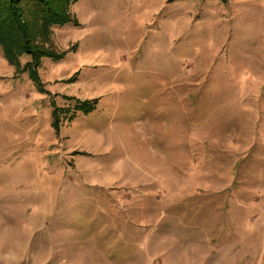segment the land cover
I'll return each instance as SVG.
<instances>
[{
	"label": "rangeland",
	"instance_id": "1",
	"mask_svg": "<svg viewBox=\"0 0 264 264\" xmlns=\"http://www.w3.org/2000/svg\"><path fill=\"white\" fill-rule=\"evenodd\" d=\"M6 7L46 27L0 0L10 29ZM69 11L38 56L12 63L0 47L10 264H264V0Z\"/></svg>",
	"mask_w": 264,
	"mask_h": 264
},
{
	"label": "trees",
	"instance_id": "2",
	"mask_svg": "<svg viewBox=\"0 0 264 264\" xmlns=\"http://www.w3.org/2000/svg\"><path fill=\"white\" fill-rule=\"evenodd\" d=\"M25 1L26 4H31L34 6V9H31L29 13L35 16L38 22L41 23L40 25L44 24L46 27L41 32L38 31L37 33H32L27 29V26L30 29V19L27 22L25 19L22 18L23 15H20L19 11L17 9L15 10V8H5L6 10H9L10 13H13V17L18 20L17 23L12 20V25H14L16 29H10L7 23L4 24L3 21H0V47L3 49L4 55L6 56L7 60L12 63H16L19 59V56L22 55L24 51L29 54H35L36 56H38V54L41 53L42 50L39 51L36 49L35 51L33 46L39 43L40 37L44 36V40H48L49 45H51L52 35L54 34V28L62 26L69 22L76 23V19L74 21V18H72L69 11L70 3L73 0H57L60 1L59 3L62 5V8L60 6L61 9L59 11H54L50 7V5L44 3V0ZM37 1L40 3H38ZM38 12H41V14H44L45 16L37 15ZM7 27L8 29H6ZM34 31H36V29ZM24 43H26V45ZM45 46L47 45H44V48ZM42 54L44 55V53ZM50 55L55 56L53 51H51ZM63 56L64 55H61L59 58ZM78 106L80 107V109H82L83 106H88V101H83L81 105L78 104ZM85 110L89 112L91 109L85 108Z\"/></svg>",
	"mask_w": 264,
	"mask_h": 264
},
{
	"label": "crops",
	"instance_id": "3",
	"mask_svg": "<svg viewBox=\"0 0 264 264\" xmlns=\"http://www.w3.org/2000/svg\"><path fill=\"white\" fill-rule=\"evenodd\" d=\"M17 246L18 240H15L14 237H4L2 235V238H0V264H10L8 257H10L12 251H17ZM52 260L53 258L51 256L48 259L44 260L42 264H47L48 262L52 263Z\"/></svg>",
	"mask_w": 264,
	"mask_h": 264
}]
</instances>
